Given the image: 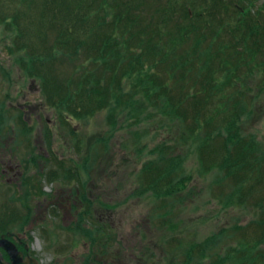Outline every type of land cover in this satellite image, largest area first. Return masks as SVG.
I'll use <instances>...</instances> for the list:
<instances>
[{
	"label": "rangeland",
	"instance_id": "374dc122",
	"mask_svg": "<svg viewBox=\"0 0 264 264\" xmlns=\"http://www.w3.org/2000/svg\"><path fill=\"white\" fill-rule=\"evenodd\" d=\"M19 1L1 2L8 10L0 11V137L10 134L14 146L19 145L10 153L16 162L19 158L26 161L25 172L36 186L37 196L29 202L17 196L15 204L0 196V229L13 228L22 234L46 263L57 256L53 253L61 243L72 241L102 244L96 249L106 252L104 264H172L192 254L195 262L199 251H193L190 244L210 238L221 228L226 230L224 243L215 246V251L236 255L240 248L247 251L252 247L253 253L262 230L253 223L261 217V208L257 206L264 193L253 188L248 194L246 189L252 184L246 182L237 194L241 199L232 198L229 192L235 182L213 184L217 171L199 175L196 159L191 156L184 162L186 180L180 181L179 193L154 199L149 192H134L142 165L154 160L153 148L157 146L158 150L164 140L181 146L179 134L167 121L152 114L143 115L140 122L123 121L122 115H117L113 126L106 120V107L89 114L87 109L96 106L93 83L81 85L78 75V83L70 84L69 92L79 95V106L83 105L76 107L78 115L53 103V99L64 94V84L49 80L42 83L28 72L32 62L27 53L43 49L36 36L39 8L35 5L36 8L29 9L26 1V6L18 9ZM26 7L31 23L12 13H27ZM149 12L147 7L141 8L145 16L140 21L142 26L153 22L147 18ZM50 31H45L46 38L54 40L56 31L55 35ZM59 56L55 55L56 61ZM55 68L53 74L47 75L50 80L63 79L72 72L68 63L56 64ZM98 75L96 72L94 76ZM257 83L250 80L244 86L248 99L239 127L241 136L247 140L254 137L264 144V94ZM24 84L23 98L20 91ZM24 104L27 106L23 108ZM23 130L30 134L29 143L20 137ZM176 149L175 154H183L185 147ZM241 152L242 149L235 154V160L242 158ZM261 201L264 208V197ZM27 202L30 207H26ZM9 211L13 212L7 216ZM80 228L85 232L81 233ZM257 246L264 253V242ZM74 251L83 255L81 248ZM130 253L134 258H128ZM210 262V257L196 260V264Z\"/></svg>",
	"mask_w": 264,
	"mask_h": 264
},
{
	"label": "trees",
	"instance_id": "16d2710c",
	"mask_svg": "<svg viewBox=\"0 0 264 264\" xmlns=\"http://www.w3.org/2000/svg\"><path fill=\"white\" fill-rule=\"evenodd\" d=\"M26 1L29 9L39 8L36 36L43 47L40 52L27 53L32 62L28 72L42 83L64 84V94L57 95L53 103L78 115L76 107L83 105L79 106V95L69 92L70 84L81 79L83 86L93 83L96 97L95 108L86 112L106 107L110 126L115 125L117 115L123 121L140 122L143 115L152 114L179 134L181 146L164 140L158 150L153 148L154 160L142 165L134 192H149L154 199L179 193L180 181L186 180L184 162L191 156L199 175L217 171L213 184L235 182L229 192L232 198L241 199L237 194L246 182L252 184L246 189L248 194L253 188L264 193V144L241 136L239 127L248 99L245 84L258 81L264 94V0L260 5H256L259 0H20L18 9ZM1 2L3 13L8 7ZM143 7L150 10L147 18L153 22L142 26ZM28 8L27 13H12L31 23ZM49 29V34L56 31L53 44L46 38ZM67 63L72 68L69 76L47 77L56 64ZM182 145L183 154H175ZM241 149L242 158L235 160ZM261 198L257 206L261 217L253 223L262 227L256 239L260 244L264 242ZM225 232L221 228L210 238L190 244L193 251H199V260L210 257V264H264L257 243L253 253L252 247L240 248L236 255L215 251V246L224 243ZM194 258L192 254L172 264H196Z\"/></svg>",
	"mask_w": 264,
	"mask_h": 264
},
{
	"label": "flooded vegetation",
	"instance_id": "af4514ba",
	"mask_svg": "<svg viewBox=\"0 0 264 264\" xmlns=\"http://www.w3.org/2000/svg\"><path fill=\"white\" fill-rule=\"evenodd\" d=\"M25 88L24 84L20 91V94H23L21 95L23 98L25 97ZM26 106L24 104L23 108ZM14 135L17 136L16 134ZM20 137L25 143H29L30 134L28 131L23 130ZM13 139V136L10 134H4L0 137V196L11 199V202L15 204L14 199L16 200L17 196L19 199L25 197V200L28 202L29 199L36 197L37 188L30 181L31 176L25 172L26 167L24 168V165H26V161L23 160L22 162L19 158V161L16 162V157L10 153L19 148V145L14 146ZM30 164V162L27 163L28 166ZM28 166L27 170H30ZM31 180L33 179L31 178ZM28 202L26 207H30ZM14 207L13 205L10 210ZM11 212L13 211L7 212L6 215L8 216ZM2 238L5 241L0 243V264H14L11 261V254L14 258L20 255L19 262L21 264H98L100 262L104 264L103 257L106 255V252L103 253L102 250L96 249V246L98 247V245L102 244L95 246L96 242L94 241L64 242L57 247L59 250L53 253L57 256L51 257L49 263H46L36 251L34 252L32 242L24 240L22 234H19L15 229L10 228L3 231L0 229V240ZM77 248H81L82 256L74 251ZM132 257L134 258L133 254L130 253L128 258Z\"/></svg>",
	"mask_w": 264,
	"mask_h": 264
},
{
	"label": "water",
	"instance_id": "95a60500",
	"mask_svg": "<svg viewBox=\"0 0 264 264\" xmlns=\"http://www.w3.org/2000/svg\"><path fill=\"white\" fill-rule=\"evenodd\" d=\"M8 235H10V233H8ZM5 240L2 238L1 240H0V243H2V242H4ZM19 257H20V255L19 256H17V258H14V256L11 254V261L14 263V264H21L20 262H19Z\"/></svg>",
	"mask_w": 264,
	"mask_h": 264
}]
</instances>
